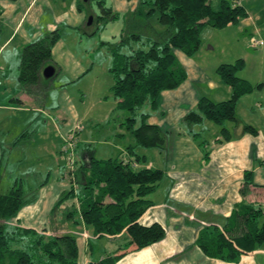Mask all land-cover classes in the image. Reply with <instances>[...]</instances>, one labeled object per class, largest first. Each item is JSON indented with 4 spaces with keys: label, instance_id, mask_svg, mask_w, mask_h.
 Returning <instances> with one entry per match:
<instances>
[{
    "label": "crops",
    "instance_id": "obj_1",
    "mask_svg": "<svg viewBox=\"0 0 264 264\" xmlns=\"http://www.w3.org/2000/svg\"><path fill=\"white\" fill-rule=\"evenodd\" d=\"M220 2L221 0H211V5L215 10H219ZM240 5L246 11L247 17L237 24L229 25L226 30L236 35L238 40L241 38L243 44L249 36L254 35L262 39L263 45L257 48L264 50V0H242ZM77 6V0H64L57 10L52 9L50 0H0V158L3 159V170L13 174L7 179L3 177L8 184L3 186L5 183L2 179L0 190L9 189L15 179H26L27 187L35 188L36 199L23 207L10 224L37 232L45 231L46 234L50 233L51 229H62L59 231L64 232L63 225L57 226V213L50 219V213L61 195L70 190L67 181L62 179V165L61 168L55 165L57 162H63L60 158V148L64 138L67 134L76 133V148H79L80 140L85 144L80 159L75 157L77 166H86L91 154L96 158L97 151L92 152L91 138L84 135L83 127L84 123L93 124L95 115H88L86 110L78 112L66 87L68 83L84 79L92 66L90 63L84 65L77 61L60 36L52 48L51 58L57 69L54 80L59 79V82L64 83L58 87L51 86L44 103L40 105L22 91L18 82L20 54L24 46L58 29L59 25L80 28L84 23L85 14L84 10L79 11ZM124 7L131 8L129 4ZM55 11H58L57 15ZM47 14L51 15V20H45ZM205 33H209V30ZM209 48L212 47L209 45ZM248 53L253 54L246 47L233 57L234 60L242 58L245 61L238 77L252 84L261 83L262 87L242 96L238 100L236 111L238 113L240 100L243 101L242 111L245 115L241 116L239 112L237 118L241 125L252 126L257 134L240 135L241 127L234 128V123L226 122L225 126L234 138L223 145L212 146L211 149L206 141L205 149L209 151L207 159H204L203 148L197 144L198 137H193L197 134L194 126L183 122V118L195 109L200 97H206L213 102H223L230 99L232 91L221 81L212 79L208 71L194 60H188L186 63V60L181 58L186 80L177 89L160 94L159 108L163 115L153 113L147 120L149 125L163 129L167 137H171L172 144L169 149L166 142L165 149L159 150L157 157H151L150 163L147 164L146 168L162 170L164 177L148 197L152 202L151 207L138 220L143 226L160 224L165 230V236L148 247L127 253L116 264H234L206 257L196 246V240L204 226L216 225L221 228L234 205L241 201L239 189L245 171H253L256 186L252 189L250 200L260 201L256 193H264V69L256 75L253 74L257 66L247 63L245 54ZM255 76L263 78L262 81H252L251 78ZM48 95L52 102L56 101V104L50 107L46 104ZM254 95L256 99L247 103ZM53 106L58 117L54 124H49L51 115L48 111L53 110ZM113 113L114 111L99 114V118H102V122H107ZM96 115L98 116V113ZM78 128L80 131H77ZM118 128L121 132V124ZM39 131L42 132L41 137L38 136ZM24 133L30 134L17 141ZM123 136L120 138L123 139ZM115 141L117 140L107 137L102 145L118 151L121 157L126 156L121 150L123 146L116 145ZM33 146L38 149L52 147L50 157H53L54 165L42 171L45 173L43 180H39L37 174H29L30 169L19 170L26 157L35 155L32 152ZM9 168H15L13 173L8 171ZM40 182L42 184L38 186ZM75 192L79 193L76 187ZM262 198L260 202L264 203V197ZM67 204L70 205L68 209L77 207V200H67L59 209L63 210ZM80 227L81 232H75L79 236L76 237L79 264L99 260L106 254L117 251L124 244L119 235L97 238L83 224H80ZM236 264H264V249L243 254Z\"/></svg>",
    "mask_w": 264,
    "mask_h": 264
},
{
    "label": "trees",
    "instance_id": "obj_2",
    "mask_svg": "<svg viewBox=\"0 0 264 264\" xmlns=\"http://www.w3.org/2000/svg\"><path fill=\"white\" fill-rule=\"evenodd\" d=\"M235 1H239V5ZM241 1L221 0L219 10H215L211 0H137L120 40L115 44L103 43L111 58L109 91L117 102L115 111L126 112L121 126L133 137L134 145L125 148L128 156L96 159L91 154L86 166L82 164L71 174L68 172L70 190L61 195L50 213V219L54 218L65 201L75 198L77 207L62 212L63 222L83 224L97 238L118 235L123 238L124 244L117 251L87 264H116L127 253L164 238L165 230L160 224L143 226L138 222L151 207L148 197L163 179L164 172L140 166L146 163V157L135 149L163 150L166 147L167 133L149 125L147 120L153 113L163 115L159 108L160 94L177 89L187 78L174 51L191 58L202 47L201 33L206 27L224 29L246 18ZM97 3L102 15L111 17L112 10L105 1ZM82 7L83 4L78 3L79 11ZM97 19L104 18L98 16ZM59 39V31L54 30L21 50L18 82L22 91L40 105L57 75L51 51ZM48 66L55 72L53 77L44 79L42 71ZM244 66L242 58L217 66L216 75L232 91L230 99L213 102L200 97L196 108L183 118L188 125H199L206 119L221 126V136L214 141L215 146L234 138L226 122L234 123V128L241 127L240 135L257 134L252 126L241 125L236 114L238 100L262 87L261 83L252 84L237 76ZM146 105L149 110L142 112ZM29 134H22L17 141ZM195 136L199 138L200 135ZM199 146L207 159L206 141ZM2 171L3 159L0 158V182ZM65 175L66 169L62 179ZM27 185L26 179L18 178L6 193H0V264H79L74 234L59 231L62 229H51L46 234L10 224L23 207L36 199L35 188L29 189ZM75 185L81 187L77 194ZM255 187L253 171H245L239 189L242 199L234 205L221 228L207 225L199 231L196 246L206 257L236 264L243 254L264 249V203L250 200Z\"/></svg>",
    "mask_w": 264,
    "mask_h": 264
},
{
    "label": "rangeland",
    "instance_id": "obj_3",
    "mask_svg": "<svg viewBox=\"0 0 264 264\" xmlns=\"http://www.w3.org/2000/svg\"><path fill=\"white\" fill-rule=\"evenodd\" d=\"M62 1L64 2V0H50L52 9L57 10L61 6ZM65 1L67 2L68 0ZM77 1L78 3L83 4L82 10H84L85 20L82 26L80 28L73 29L67 27L66 25H59L57 26L58 29L56 30L59 31L61 38L68 46L73 57L84 65L90 63L92 68H90L89 74L84 79H82L79 82H73L72 84L68 83L66 87H68L67 90L69 91L70 97L73 98V102L78 112L81 113L83 110H86L88 111L87 113L88 115L89 114L95 115L93 117L94 118L93 124L84 123L83 127H85L84 135L86 137L91 138L92 143L90 147L92 149V152L94 150L97 151L96 159L116 158L119 157L118 151L115 152V150L112 149L111 147H106L102 145L104 143L103 141L105 140V138L110 137L111 139H116L117 141H115V144L121 145V147L123 146V148H121V150L123 151L129 145H134V139L123 126L121 128V132H119L118 126L119 124L124 122V119L126 118V112L118 111V110L115 111L117 102L109 91L112 85V78L109 71L111 68V58H110V54L108 53L107 46L103 45V43L115 44L120 40L121 33H123V31H126L129 21L131 20V14L136 8L138 2L137 0H133L131 2L127 0H104L105 3H107L106 5H109L112 10V14L110 17V15H104V14L102 15V11L99 7V4L97 3L100 2L101 0H89L87 2H84V0H77ZM127 4H129L131 8L129 7L126 9V7L124 6H127ZM55 14L57 15L58 11H55ZM98 16H103L104 19L102 20L97 19ZM90 17H92V20L91 23L89 24ZM45 20H51V15L47 14L45 16ZM206 30H209V33L204 34ZM84 32H86V34H84ZM251 38L252 40H257L261 42L263 41L262 39H259L253 35V36H249L246 40L247 42L243 44L241 42V38L240 40H238V37L236 35L234 36L231 33H229L226 30V28L213 29L206 27V29L203 30L201 33L202 49L200 50V53H196L194 55L195 57L194 56L191 57L192 59L184 56L178 50L174 51V55L176 56V59L180 65H182L181 58H184L186 60V63L188 62V60H191V62L195 61L204 70L208 71L209 76L212 79L220 81L219 77L216 75L217 66L223 64L226 61L234 62L235 58L233 57H235V55H238L242 49L247 47L248 51L253 54L252 55H250L249 53L245 54V59L247 63L250 64V66L256 64L257 69L254 72L251 71L253 72V74L256 75L262 69H264V50L263 49L261 50L259 48H252ZM209 45L212 48H209ZM238 75L239 73H237V76ZM263 78H258L257 76H255L252 77L251 80L255 82L256 79H261L260 81H262ZM63 83L64 82H59V79L58 80L55 79L52 81V86L58 87ZM256 95H254L250 100L249 97H247L249 100L247 103H250L252 100L256 99ZM242 102L243 101L240 100L238 113L236 111V114L238 115L240 112V115L244 116L245 114L242 111V106L244 105H242L243 104ZM46 104L48 107H50L52 104H56V101L52 102L50 96L48 95ZM53 107H54L53 110L48 111L49 115H51V117L49 118L50 119L49 124L51 122L54 124V122L57 121L56 117H58L57 110L55 106ZM141 110L142 112H146L149 110V108L146 105ZM110 111H114L110 119L107 122H102V118H99V114L104 115L110 113ZM97 113L98 116L96 115ZM228 123L229 122H227V124ZM48 126L50 129L52 128V126L50 125ZM193 126L195 128L194 129L195 133L200 134L197 144H200L202 141H207L209 142L208 148L211 149L212 146L215 147L214 141L217 138H220L221 136L220 135L221 126L206 119H204L201 125H193ZM39 132L40 135L38 136L41 137L42 132L41 131ZM119 134L124 135L123 136L124 138L122 139V137L120 138V136H117ZM69 135L70 134H67L68 137ZM170 140L171 137H167L169 149L172 144ZM84 148H85V144L83 143L82 140H80L79 148L75 149L74 155L72 157L69 158L65 157V160H63V157L60 155V158L62 159L63 162L61 164L59 162L55 163V165L60 166V168L62 165V167L66 169V175L64 179L67 181L69 186H70L69 183L70 175L68 174V172H70L71 174V172H73L76 169L77 164L75 162L74 168L71 171V169L67 166V163L70 159H72L74 162V160L76 159L75 157H77V159H80V157L84 153ZM51 150H52L51 146H48L43 149H38L36 146H33L32 152H34L35 155L30 154L28 157H26L25 161L20 166L19 170L30 169L29 174L30 173L37 174L36 176L39 177V180H43L45 173H43L42 171L47 170L48 166L54 165V160H52L53 157H50V155H52ZM158 151H159L158 149H142L140 147H137L135 149V152L141 155L145 154L147 157L146 163L140 166L147 167V164H149L151 161V157L153 156L157 157ZM193 154H196V152H193ZM14 170L15 168H9L8 171L10 173H13ZM11 175L13 174H9L4 170L2 171V179L3 177L7 179ZM5 178L3 179V182L5 183L3 186L8 184L6 183L7 180ZM75 187L78 192L81 191V187L79 185H75ZM8 190H9L8 188L4 190L2 189L0 190V193H6ZM252 192L253 190H251L250 196L252 195ZM256 195L259 196V197L257 196V198L260 201H261L260 198L264 197V193H261V191L256 193ZM256 195L254 196L255 198ZM69 207L70 205L67 204L66 207L63 208V210L59 209L57 211L58 214L56 215L59 217L56 219V223L57 226L59 225L64 226V232L72 233L77 237L78 233L75 232L77 231L81 232L82 230L80 224L75 225L73 221L63 222L62 220L64 217L62 212L64 210H67ZM75 220H77V217H75Z\"/></svg>",
    "mask_w": 264,
    "mask_h": 264
},
{
    "label": "built area",
    "instance_id": "obj_4",
    "mask_svg": "<svg viewBox=\"0 0 264 264\" xmlns=\"http://www.w3.org/2000/svg\"><path fill=\"white\" fill-rule=\"evenodd\" d=\"M235 3H238L239 5V1H235ZM251 43H252L251 46L253 48H257L263 45L261 41H257V40H252ZM77 131H80V128H78ZM77 143H78V140L76 138V133H70L69 137L67 136L65 138L63 145L61 147V151H60L61 156L63 157V160H65V157L69 158L74 155V151L77 147ZM74 164H75V160L73 162L72 159H70L67 163V166L71 169V171L74 168Z\"/></svg>",
    "mask_w": 264,
    "mask_h": 264
},
{
    "label": "water",
    "instance_id": "obj_5",
    "mask_svg": "<svg viewBox=\"0 0 264 264\" xmlns=\"http://www.w3.org/2000/svg\"><path fill=\"white\" fill-rule=\"evenodd\" d=\"M88 0H84V2H87ZM92 17L89 18V24L91 23ZM54 68L52 66H48L46 68H44V70L42 71V76L44 79H49L51 77H53L54 75Z\"/></svg>",
    "mask_w": 264,
    "mask_h": 264
}]
</instances>
